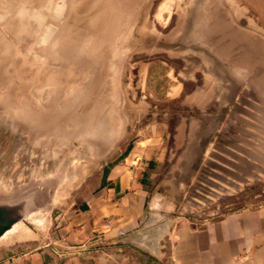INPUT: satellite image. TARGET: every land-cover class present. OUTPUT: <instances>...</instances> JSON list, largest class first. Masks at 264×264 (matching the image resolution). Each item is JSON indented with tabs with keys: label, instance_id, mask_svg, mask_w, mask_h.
I'll list each match as a JSON object with an SVG mask.
<instances>
[{
	"label": "rangeland",
	"instance_id": "1",
	"mask_svg": "<svg viewBox=\"0 0 264 264\" xmlns=\"http://www.w3.org/2000/svg\"><path fill=\"white\" fill-rule=\"evenodd\" d=\"M90 1L0 0V38L18 40L26 76L44 78L47 100L58 96L56 79L69 82L60 92V134L34 131L14 106L0 104V190L54 183L50 210L2 239L0 259L59 240L67 213L100 190L130 150L135 125L153 115L171 126L200 115L221 119L201 152L189 155L205 164L190 172L206 195L178 203L182 221L202 228L264 208V0ZM36 87L27 98H38ZM24 103L17 108L29 111ZM110 113L120 135L100 153L83 128L104 125Z\"/></svg>",
	"mask_w": 264,
	"mask_h": 264
},
{
	"label": "crops",
	"instance_id": "2",
	"mask_svg": "<svg viewBox=\"0 0 264 264\" xmlns=\"http://www.w3.org/2000/svg\"><path fill=\"white\" fill-rule=\"evenodd\" d=\"M220 120L200 115L173 126L159 115L140 120L124 161L111 168L83 208L67 213L55 234L59 240L0 263L264 264V208L230 213L202 228L174 211L191 195H206L203 184H192L190 172L205 164L189 161V155L201 152ZM134 250L144 258H135Z\"/></svg>",
	"mask_w": 264,
	"mask_h": 264
},
{
	"label": "bare ground",
	"instance_id": "3",
	"mask_svg": "<svg viewBox=\"0 0 264 264\" xmlns=\"http://www.w3.org/2000/svg\"><path fill=\"white\" fill-rule=\"evenodd\" d=\"M93 3L94 0L90 1L91 7L93 6ZM260 7L262 6L260 5ZM8 30L9 32L13 31L11 27H9ZM15 43L17 44L18 40L0 38V104L4 105V107L14 106V113L17 115L18 120L20 121L21 118L25 120L27 119V121L32 123L30 126L35 128L34 131H39L40 129H38V124H42L45 126V130L48 133H50L52 130L58 132L59 134L62 133L60 123L63 119V113H61V110L59 109L62 106L60 103V92H63V89L69 85V82L65 81L63 78L56 79V87H54V89L59 91L57 94L58 96H55V98L51 97L50 100H47L46 95L48 92H45L44 88L42 89L39 87V85L43 84L44 78L40 76L28 78L26 76V69H24L21 65L19 66L18 63V49L15 48ZM50 54L51 56H58L59 52L54 51ZM19 68L21 70H19ZM29 72H31L30 74L36 73V71L32 72V69L31 71L29 70ZM31 85H38L39 87H36V92L38 93V98H36V100L30 99L29 97L27 98L26 96V89ZM19 102H25V106L30 107L29 111L20 108L18 109L17 104ZM48 102H52L50 105L53 107H58L56 112L49 108L50 106L47 105ZM3 115L6 117L11 116L7 112H5ZM36 119H39V121L42 123H35ZM86 132H89L93 135V140L96 141L97 147L106 144L108 136L111 135V132L107 126L101 125L89 127L88 129L83 128V133ZM39 223H42V221L39 220ZM20 228L18 230H20ZM15 234L16 231L9 234L7 238Z\"/></svg>",
	"mask_w": 264,
	"mask_h": 264
},
{
	"label": "water",
	"instance_id": "4",
	"mask_svg": "<svg viewBox=\"0 0 264 264\" xmlns=\"http://www.w3.org/2000/svg\"><path fill=\"white\" fill-rule=\"evenodd\" d=\"M112 116L110 113L107 123H104V125L99 123L101 126H107L111 135L108 136L107 143L99 147H97L96 141L93 140L97 152H110L113 143L120 135L121 122ZM37 122L36 120L35 123ZM38 129L45 130L46 128L44 125L38 124ZM53 185V181L47 180L45 182H35L23 189L11 192L0 190V241L20 228L22 224L31 221L36 215H43L50 210L54 202Z\"/></svg>",
	"mask_w": 264,
	"mask_h": 264
},
{
	"label": "flooded vegetation",
	"instance_id": "5",
	"mask_svg": "<svg viewBox=\"0 0 264 264\" xmlns=\"http://www.w3.org/2000/svg\"><path fill=\"white\" fill-rule=\"evenodd\" d=\"M4 118H7L5 115H2ZM14 235H12L11 237H9L8 239L10 240Z\"/></svg>",
	"mask_w": 264,
	"mask_h": 264
}]
</instances>
